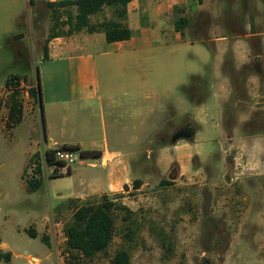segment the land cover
<instances>
[{
  "label": "rangeland",
  "instance_id": "obj_1",
  "mask_svg": "<svg viewBox=\"0 0 264 264\" xmlns=\"http://www.w3.org/2000/svg\"><path fill=\"white\" fill-rule=\"evenodd\" d=\"M226 4L187 0L176 6L175 16L186 20L183 35H153L152 47L140 49L133 62L120 60L119 52L100 56L110 51L105 41L92 50L98 56L99 85L115 98L116 111L129 103L122 94L130 92L132 78L140 114L153 104L155 126L149 144L134 150L132 163L119 165L127 184L97 195L79 190L71 198L78 177L91 172L94 160L68 163L71 176L47 165L39 107L29 97L39 71L49 66L42 65L44 44L49 45L56 20L65 22L67 14L55 19L57 14L45 8L31 25L28 6L16 24L0 0V252L10 254L0 264H109L120 250L129 254L130 264H264V0ZM105 15L93 16V26ZM171 25L164 21L163 27ZM55 28L66 36L67 26ZM219 34L244 39L249 51L241 55L228 39L229 46L213 57L208 46ZM12 93L22 107V121L9 129ZM70 107L78 126L74 141L84 150L111 137L106 108L91 101ZM186 125L194 137L171 144ZM85 127L87 134L79 132ZM55 141L58 146L62 140ZM35 177L43 184L32 190L28 182ZM103 195L128 210L113 211L110 246L91 258L69 252L64 228L75 209L97 204Z\"/></svg>",
  "mask_w": 264,
  "mask_h": 264
},
{
  "label": "crops",
  "instance_id": "obj_2",
  "mask_svg": "<svg viewBox=\"0 0 264 264\" xmlns=\"http://www.w3.org/2000/svg\"><path fill=\"white\" fill-rule=\"evenodd\" d=\"M64 1L73 0H4L5 5H8L9 8V18L11 22L16 24L21 21L24 10L28 12V6H30L31 25L32 20L35 19L39 11H43L45 8H48L52 11V14H57L58 16L63 11L66 14L71 11L73 12L75 7H49V4ZM195 1L199 4L202 2L226 4L229 0ZM186 2L187 0H133L126 6V13L123 17L118 16L116 8L104 7L99 12L101 14L106 13L104 21L116 22L127 27L130 30L131 37L126 41L108 43L110 51L104 52L100 56L104 57L110 55L111 52H119L120 60L131 58L133 62L140 49L152 47V43L155 42L152 40L153 35L164 36L165 34H169L181 37L184 27L176 31L174 21L176 19L185 20V18H178L175 16V12L177 10L176 6L181 3L185 4ZM199 9H204V6H201ZM73 13L70 14L75 16V12ZM97 14L89 16V23L91 25H94L91 23V18ZM164 21L171 22L172 25L169 28H164ZM154 30L157 32L154 33ZM82 31L86 32L85 29ZM82 31L73 32L71 35H66L65 37L60 36L50 39L49 45H46L47 59L42 58L44 64L41 63L42 65L49 66L39 71L40 96L38 100H35L36 106H38L37 102L39 100L42 105V117L44 121V130L42 129L43 140L46 143V146L43 148L46 150L55 149L53 146H57L56 138L62 140L57 147L73 145L78 146L80 150H84V144L74 141V138L79 139L78 136L75 137L74 135L78 130V126L74 120L76 111L73 107H70L75 102L91 101L97 103L102 110L104 108L108 110L107 117L109 118L111 137H103L100 143L92 141L90 143L91 148L85 150L98 151L101 153V156L94 158L93 163L89 165L91 172L88 173L86 171L78 177L79 182L76 185L77 187L69 195L71 198H77V195H80L82 191L88 190V194L91 195L104 192L112 193V191H116L123 184H127V180L123 179V173L119 165H129L132 163L134 150L138 149L141 144H149L148 136L153 132L155 126L153 124L155 112L153 104L147 103L146 107L142 108V114H140V109L133 92L132 78L129 81L130 92L122 94V97L130 98L129 103L124 106V109L116 111L118 104L115 98L109 92H102L101 90L97 70L98 56L92 53V50L98 44L105 41L104 33L100 30H96L93 33H84ZM251 35V37H254L257 34ZM258 35L262 36V33ZM228 39H232L229 45H232L241 55L245 51H249V46L245 45L244 39L234 38L232 35L226 37L219 34L212 40L214 46L212 48L211 45H209L210 47L208 46L213 57L218 52H223L224 48L229 46ZM132 62L127 63L128 65H126L125 70L132 68ZM213 77L215 76L213 75ZM63 82L65 84L68 83L66 84L67 86ZM35 88L38 92L37 85ZM140 117L143 118L142 124H140ZM149 120H151L150 125ZM104 126L106 127L105 123ZM88 131V127L79 129V132L85 134ZM262 143L264 144V138H262ZM82 160L77 161L75 164L82 165ZM69 171V175L67 176H71L72 167L69 168Z\"/></svg>",
  "mask_w": 264,
  "mask_h": 264
},
{
  "label": "trees",
  "instance_id": "obj_3",
  "mask_svg": "<svg viewBox=\"0 0 264 264\" xmlns=\"http://www.w3.org/2000/svg\"><path fill=\"white\" fill-rule=\"evenodd\" d=\"M132 1L133 0H73L49 4V7H75V16L68 13L66 21L60 24H58V20H56L55 27L58 25L60 27H68L65 35H71L73 32H80L84 29L87 33H93L96 30H100L104 33L105 41L107 43H115L129 40L131 37L130 30L119 23L111 21H103L94 27L89 23V16L99 13L104 7H114L117 10L118 16L123 17L126 13V6ZM57 17L59 16L57 15L54 18L56 19ZM185 24L186 20L176 19L174 21L175 30L179 31L185 26ZM55 27L51 30L52 34H50L49 39L62 36L63 33L58 32ZM46 45L47 44L45 43L43 48V59H47ZM36 81L38 87L37 93L40 96L38 75ZM37 103L41 115L42 129L44 130L42 105L40 100ZM7 105L8 116L6 127L11 129L22 121V107L17 100L16 93L10 94L7 100ZM58 150L79 152L82 159H94L101 156V153L98 151L80 150L78 146L73 145H63L59 149L45 150V161L47 162V165L54 167L55 172L57 169L64 166L62 162L57 161L55 158V153ZM34 157L37 159L38 154H34ZM35 172L36 175L41 173L39 164L36 165ZM69 172L68 168L66 175H69ZM35 178H32L28 182V185L32 190L39 189L43 184L41 178ZM136 184L138 185V182H136ZM124 188L127 187L124 186ZM116 209L126 210V207L122 204H116L115 198H110L108 195L101 196L97 204H83L77 207L72 215L71 222L64 228L65 245L69 252L79 253L85 258H91L97 254L105 252L113 240L115 228L113 211ZM29 236L31 238H36L34 231L29 232ZM42 242L44 245L49 246V240L46 237L42 238ZM2 258L9 261L10 254H2L0 252V259ZM109 264H130L129 254L124 250L117 251L109 260Z\"/></svg>",
  "mask_w": 264,
  "mask_h": 264
},
{
  "label": "water",
  "instance_id": "obj_4",
  "mask_svg": "<svg viewBox=\"0 0 264 264\" xmlns=\"http://www.w3.org/2000/svg\"><path fill=\"white\" fill-rule=\"evenodd\" d=\"M29 97L35 100L39 99L36 88L29 89ZM194 137V131L192 127L184 126L183 128L176 131L170 139L171 144H176L180 140H190Z\"/></svg>",
  "mask_w": 264,
  "mask_h": 264
},
{
  "label": "built area",
  "instance_id": "obj_5",
  "mask_svg": "<svg viewBox=\"0 0 264 264\" xmlns=\"http://www.w3.org/2000/svg\"><path fill=\"white\" fill-rule=\"evenodd\" d=\"M55 158L57 161H60L64 164L63 167H61L63 170H61V173H65V171L68 170V163L69 164H75L77 161L81 160V157L78 152H70V151H62L58 150L55 153Z\"/></svg>",
  "mask_w": 264,
  "mask_h": 264
},
{
  "label": "flooded vegetation",
  "instance_id": "obj_6",
  "mask_svg": "<svg viewBox=\"0 0 264 264\" xmlns=\"http://www.w3.org/2000/svg\"><path fill=\"white\" fill-rule=\"evenodd\" d=\"M186 126H189V127H191L190 125H186Z\"/></svg>",
  "mask_w": 264,
  "mask_h": 264
}]
</instances>
